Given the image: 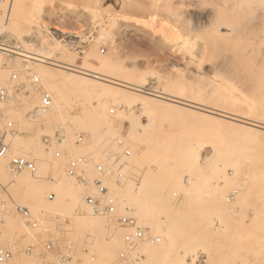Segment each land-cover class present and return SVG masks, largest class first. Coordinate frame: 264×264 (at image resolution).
I'll return each instance as SVG.
<instances>
[{"label": "rangeland", "instance_id": "obj_1", "mask_svg": "<svg viewBox=\"0 0 264 264\" xmlns=\"http://www.w3.org/2000/svg\"><path fill=\"white\" fill-rule=\"evenodd\" d=\"M6 2L0 0V11L5 15L0 17V76L3 75L0 77V86L11 88L10 91L13 92L12 74L21 71L24 61L31 63L33 69L45 67L50 74L46 90L52 94L53 106L42 115V119L28 118L27 115L38 106L39 99L30 81L21 77L15 84L18 86L25 81L21 84L24 87L22 93L12 96L7 103L0 102V135L7 126L4 125L5 122L10 120L5 119L15 113L21 116L22 121L19 119L18 122L22 125L24 122L25 128L19 127L17 121L7 123H16L19 131H22L19 132L21 136L26 134L35 139L28 133L32 132L34 136L36 133L44 140V136H52L60 131L63 137L60 148L67 154L54 161V155L50 151L52 158L47 161V173L39 172L37 175L36 185L40 188L37 202L26 200L22 189L15 190L13 198L16 201L10 196H7L8 202L0 201L3 243L13 250L16 258L19 256L20 261L15 258V264H21V257L26 258L25 252L32 244L36 247L27 258H36L37 263L41 264L43 261L40 254L44 243L49 240L58 241L65 251L77 250L80 264H89L84 252L87 248L97 257L95 264H114L123 248V241L118 242L122 248L117 243L114 245V249L117 247L114 253L111 250L112 243L109 244L99 235H91L92 232L78 226L75 217L86 211L78 204L70 207L72 211L69 210V213L68 210L59 212L61 209L56 210L58 213H50L52 203L47 200V195L55 191L47 190L49 188L46 186L50 183L43 186L41 182H49L53 175L62 170L60 166H64L62 168L65 170L69 157H86L87 174L91 180L96 177L94 163L103 159L105 153L106 158L115 159L122 157L126 149H131L130 157H133V146L131 143L125 145L129 124L124 121L123 110L135 102L144 104L155 117V121L144 129L147 131H143L141 136L147 138L153 135V140L157 141L152 140L151 143H155L152 146L150 143H147L150 146L146 144V149L152 148L153 152L149 153L148 149L150 157L146 156L148 159L143 160L144 165L140 169L152 171L156 166L167 174L169 166L177 167L175 171L172 170L175 173L173 176L168 177L169 175L162 173L167 179L162 178L164 183L162 182L163 186L158 191L161 194L159 197L156 195L158 199L160 196L162 199L157 201L159 204H155L157 211L160 210L161 213L154 211L157 213L156 217L151 215L154 219L147 218L145 222L138 220L148 229L151 237L157 240L146 243L143 248L146 260L138 264H247L248 261L258 264L264 258V188L248 194L245 203L238 205L237 209L233 208V211L230 207L223 210L221 205L235 201L230 196L236 189V181L230 175L234 158L238 157L236 159L240 160V165L247 169L252 164L260 167L264 164V159L257 160L258 155H264V28L260 23L261 17H264V6L261 0H206L212 6L210 8H192L189 6L192 0H14L17 6L13 7L12 14L13 10L15 14L8 23ZM63 13L86 18L93 23L92 29L99 35L91 44L89 56L79 67V72H72L67 68L72 66L70 64H77L75 53L48 36L50 27L58 28L63 34L68 33L66 29L71 24H67L66 19L60 16ZM219 27L222 33H218ZM112 42L115 48L110 52ZM102 44L108 45L107 54L100 55L102 58H99L95 51H99ZM47 59H53L59 65L49 64ZM218 73L222 78L216 75ZM40 78L43 83L41 76ZM93 85L98 87V92L92 90ZM61 95L73 98V108L67 100L61 101L63 106H58ZM100 99L105 103L99 104ZM186 102L189 106L184 105ZM56 106L62 109H55L52 120L50 118L48 122L45 121ZM111 110L115 111L114 114H110ZM89 111H98L100 119L94 126L96 128L91 130L79 124L80 115H89ZM140 122L147 124L144 118ZM79 133L85 135V142L81 146L75 143ZM157 137L162 139V145ZM192 139L200 141L203 149L200 152L192 148L197 156L195 155V163L190 167L180 161V157L177 158L175 151L179 152V147ZM173 140V144L170 143ZM158 145L167 149L164 152L167 153L168 161L161 149V154L158 152ZM41 146L45 152L43 142ZM211 146L215 147V152ZM178 154L181 155V152ZM212 154L221 158L219 164L226 172L213 174L215 171L211 164L203 159L205 157L210 160ZM233 155L236 157L232 158ZM222 158H226V161H222ZM121 159L126 162L124 167L127 166L130 158ZM150 159L152 163L148 162ZM2 163L5 162L0 161V165ZM140 169L139 173L144 172ZM165 170L168 172H164ZM122 174L125 178L121 183L111 178L114 185H105L114 198L117 197L112 188L117 187L121 195L119 203L116 201L117 206L124 204L123 201L126 200L127 207L131 200L124 196L130 190L126 184L133 177L127 178L129 175L123 169ZM39 181L41 182L37 183ZM198 181L199 184L196 183ZM15 182L14 180L12 184ZM69 182L73 195L80 192L85 193L82 196L85 197L87 193L96 192L93 185L81 186L71 178ZM138 182L139 180L135 183ZM131 190L129 197L134 199L138 190L136 186L135 189L131 187ZM71 193L68 191L67 196H72ZM67 196L63 198L65 201L70 199ZM65 201L61 204L65 205ZM166 201H169V205ZM69 204L67 203L68 206ZM160 204L168 205L169 209H166V205H161L165 208L160 209ZM23 205H28L35 226H26V219L20 211ZM132 209V213L128 214L136 218ZM124 210L120 209L119 214H123ZM152 220L156 225L150 224L153 223ZM108 221L107 228L110 227L113 231L115 229V232L121 230L113 221ZM222 221L227 225L225 228L220 227ZM177 222L178 227L174 224ZM157 230L160 232H156ZM84 231L88 233L84 234Z\"/></svg>", "mask_w": 264, "mask_h": 264}, {"label": "bare ground", "instance_id": "obj_2", "mask_svg": "<svg viewBox=\"0 0 264 264\" xmlns=\"http://www.w3.org/2000/svg\"><path fill=\"white\" fill-rule=\"evenodd\" d=\"M18 1V0H17ZM17 4V3H16ZM16 4H14L13 3V7L14 8H16L15 7V5ZM17 6V5H16ZM13 7H12V9H13ZM7 8H8V5H7ZM7 12V11H6ZM13 13L15 14V10H13ZM11 14H12V11H11ZM10 14V17L11 16H13L14 17V14H12L11 15ZM37 15V14H36ZM39 15V14H38ZM3 17L5 16L4 14L2 15ZM33 16V15H32ZM9 17V19L8 20H6V22L8 23V21H10V19H12L13 17H11L10 18ZM40 17V16H39ZM42 17V16H41ZM40 17V19H43V18H41ZM6 19H7V15H6ZM38 20V19H37ZM51 20V19H50ZM4 21H5V18H4ZM40 21H42V20H40ZM44 21V20H43ZM38 23H40L39 21H38ZM41 24V23H40ZM227 28H229V27H227ZM232 30V29H231ZM229 31H230V29H229ZM220 32V27L218 28V33ZM232 32V31H231ZM220 33H222V32H220ZM227 33V32H226ZM225 34V33H224ZM231 34V33H230ZM221 35H223V34H221ZM172 47V46H171ZM114 48H115V45L113 44V42L110 44V52L111 51H113L114 50ZM93 50H95V49H93ZM92 52V51H91ZM99 51H95V53H97V54H99V58H102L100 55V53H98ZM193 56V55H192ZM200 64V63H199ZM70 65H72V66H75L76 64H70ZM204 65V64H203ZM66 67V66H65ZM34 70H35V72H38V74H40V76L42 77V79H43V85H44V87H45V89H46V87H48V83H47V80H48V77L50 76V74H49V72L46 70V68L45 67H41V66H39V67H37V68H34ZM216 72V71H215ZM217 76H219V73L218 74H216ZM3 75H1L0 77H2ZM221 76V75H220ZM219 76V77H220ZM216 77V76H215ZM220 78H222V77H220ZM24 80V79H23ZM23 82H25V81H22V83H20V85H18V86H21V84H23ZM212 83V82H211ZM210 83V84H211ZM92 90L93 91H97L98 92V87L97 86H95V85H93L92 86ZM19 95V94H18ZM52 95V94H51ZM53 98V97H52ZM100 98V97H99ZM108 99H111V98H109L108 97ZM64 100H67V101H69V103H70V105H71V102L73 103V98L71 99L69 96H68V98H66V96L65 95H61L60 96V101H59V103H60V105H58V106H63L62 104H61V101H64ZM71 100V101H70ZM100 101V103L99 104H101V102L102 103H105V101L104 100H99ZM107 102V101H106ZM63 104H65V103H63ZM185 106H189L188 105V103L186 102V104H184ZM71 107H72V105H71ZM73 108V107H72ZM55 109L57 110H61L62 108H58L57 106L56 107H54V108H52V114L48 117V118H46L45 119V121H47V120H50V118L52 117L53 118V114H55L56 112H55ZM84 111V110H83ZM82 111V112H83ZM111 111H114V110H111ZM110 111V112H111ZM58 112V111H57ZM84 112H86V111H84ZM89 112H91V114H89V115H80L81 116V121H80V125H82V126H85V129H86V127H88V128H90V130L91 129H93L94 128V126L96 125V123H98L99 121H100V119H99V116H98V111H94V113H93V111H89ZM96 112V113H95ZM115 112V111H114ZM60 113V112H59ZM93 113V114H92ZM136 113H137V116H136ZM95 114H96V116H95ZM139 114V115H138ZM61 116V115H60ZM123 116H124V121H126L128 124H129V131H128V129H127V131H128V133H127V135H126V142L125 143H127V144H125V145H128V144H130L131 143V145L133 146V150H134V154H133V157L131 158V157H129L130 159H128L129 161H128V163H127V166H125L124 168H123V170H124V172L127 174V176L130 174V173H127V172H129L128 170H130V172H131V174H132V176L131 175H129L127 178H129V177H133V178H130V179H128L127 180V184H126V187H129L130 188V190H131V187L133 188L134 187V189H135V186H136V188H137V190H138V194L137 193H135V194H137V196L135 195V196H133V197H135L134 199L133 198H131V197H129V194L131 193V191L128 189L127 190V192L129 191V194L127 193H125V199H128V198H130L129 200H131L130 202H128L129 204H128V206L127 207H125V201H123L124 202V204H119L118 206H117V203H116V201L119 203V201H120V193H119V190H117L113 185V183H112V180L113 179H111V178H107V179H105L104 180V182L108 185V187H110L109 186V184H113L112 186H113V188H112V190L113 191H115V193H114V195L116 194V197L117 198H114V200H115V204H116V208L118 209L117 211H118V213H120L121 211H120V209H122L123 208V210L124 211H122V212H126L127 214L128 213H130L131 212V208H133L132 210L133 211H135V215L137 216L136 217V219L137 220H139V222H141V221H143V222H145V220L148 218V219H154L155 217H156V215H157V213H155L156 211H157V208H156V206H155V204H159V203H157V201L159 200V199H162L161 198V196H160V198L158 199V197H159V195L161 194H158L159 192V189H160V187L162 188V186H163V184H162V178L163 179H167L165 176L166 175H169L168 177H170V176H173V174H175L174 173V171H175V168H177L175 165H173L172 167L171 166H169L167 169H168V171H169V173H163L162 172V170L161 169H159L158 167H156L155 166V168L153 169L152 168V171H149V170H143V169H140L141 167L140 166H142V162H143V160L144 159H148V158H146V156L147 155H149L148 154V152L149 153H152L153 152V150H152V148H147L146 149V144L147 143H150V145L152 146L153 144H155L154 142L156 141H154L153 140V135H151V136H148L147 138H143V136H141L143 133V131H147V130H144V129H147V126L149 127V125L150 124H152L151 122H154L155 121V117H154V113H149V111H148V109L145 107V105L144 104H137L136 102L134 103V104H129L127 107H125V109L123 110ZM54 117H55V115H54ZM68 117V116H67ZM21 118V116H17L15 113L13 114V115H11L9 118H6L5 120H7V119H10L9 121L7 120V122H11V120H13V122L15 121H17L16 123H17V125L19 126V127H24L23 125L25 124L24 122H23V125H22V123H20L22 120L20 119ZM52 118H51V120H52ZM56 118V117H55ZM144 118V121L147 123V124H145L144 122L141 124V122H140V120L141 119H143ZM20 119V122H18V120ZM57 120V119H56ZM66 121V120H65ZM65 121H63V122H65ZM75 121V120H74ZM7 122H5V124L4 125H8V123ZM12 122V123H13ZM48 122V121H47ZM16 123L13 125L14 126V128H15V131L16 132H18V133H16L14 136H12V137H9L10 139H11V141H12V144H11V154L12 155H30L34 160H35V163H36V171L34 172V173H30V172H24V173H21V174H18V175H13L11 172H10V170H9V167H8V163H9V157H6V158H3V159H0V161H4L5 163H2L1 165H0V179H1V181H2V184H3V186L2 187H0V201H2V202H8V197L9 198H11L12 200H14L15 198H13L14 197V192H15V190H21L22 189V191L23 192H25V199L26 200H28L29 202L31 201V203L32 202H35L36 200H38L37 198H38V196H40L39 195V193H40V188L36 185V181H38V177H37V175H38V173L40 172L41 174H46L47 173V161H48V159H50V158H52L51 157V155H50V153L51 152H44V150L42 149V142H43V139H42V137L40 136V135H38V134H36L35 133V136L32 134V132H28V133H31V135H32V137L34 138L35 137V139H31V137L29 136L28 137V135L26 136V134L24 135V136H21V133H19V132H22V131H19L20 130V128L19 127H17V125H16ZM76 123V122H75ZM21 124V125H20ZM57 124V123H56ZM59 124V123H58ZM65 124V123H64ZM3 125V126H4ZM55 125V124H54ZM68 125V124H67ZM70 125V124H69ZM26 126V125H25ZM49 125H47V127H48ZM59 126V125H58ZM56 127V126H55ZM54 127V128H55ZM69 127V126H68ZM73 127V126H72ZM71 127V128H72ZM146 127V128H145ZM7 128V127H6ZM6 128H4V129H6ZM25 128V127H24ZM60 128V127H59ZM67 128V127H66ZM96 128V127H95ZM94 128V129H95ZM128 128V127H127ZM2 129V128H1ZM27 129H31V128H27ZM57 129H58V127H57ZM56 129V130H57ZM78 129V128H77ZM24 130V129H23ZM50 130H51V128H50ZM4 131V130H3ZM46 131V130H45ZM69 131V130H68ZM94 131V130H93ZM123 131H125V130H123ZM25 132V131H24ZM50 133H51V131H49ZM53 132H54V130H53ZM66 132H67V130H66ZM72 132V131H71ZM90 132V131H89ZM26 133V132H25ZM46 133H47V131H46ZM67 133H69V132H67ZM93 133V132H92ZM45 134V133H44ZM47 134H49V133H47ZM66 134V133H65ZM71 134V133H70ZM30 135V134H29ZM93 136H94V133H93ZM147 136V135H146ZM67 137V136H66ZM69 138H71V137H69ZM155 138V137H154ZM173 139H175V137L173 136L172 137ZM158 141L160 140V138L159 137H157L156 138ZM163 139H165V138H163ZM152 140L154 141L153 142V144L151 143L152 142ZM162 140V139H161ZM161 140L159 141V142H161ZM65 141V140H64ZM176 141V140H175ZM129 142V143H128ZM157 142V141H156ZM164 143H166L165 141H163ZM172 142H174V140L173 141H170V143H172ZM182 143V142H181ZM157 144V143H156ZM160 144V143H159ZM173 144V143H172ZM68 145V144H67ZM149 144H147V146H150ZM160 145H162V142H161V144ZM63 146V145H62ZM157 146V145H156ZM155 146V147H156ZM159 146V145H158ZM165 146H167L166 144H165ZM165 146H164V148H163V146H162V148H160L161 146H159V147H156V148H158V152H159V150L163 153V154H165V155H163V156H166V159H167V153H165L166 152V148H165ZM178 147V146H177ZM194 147V149L195 150H200V152H201V150L203 149V144L200 142V141H198V140H196V139H192L191 141H187V142H185V144L180 148L179 147V152H181V155L180 154H178L179 152H178V150L177 151H175V153L178 155H176L177 156V158L178 157H180V161L182 160V162L184 163V164H186V165H189L190 167H192V165L195 163L194 162V160H195V155H196V151H193V148ZM62 148V147H61ZM60 148V149H61ZM156 148H154V149H156ZM210 148H212V150H213V152H215V147L214 146H211ZM148 149H149V151H148ZM163 149V150H162ZM62 150V149H61ZM131 150V149H130ZM66 151H68V150H66ZM165 151V152H164ZM193 151V152H192ZM132 152V151H131ZM154 152H155V154H156V150H154ZM178 152V153H177ZM194 152H196V153H194ZM160 153V152H159ZM171 153V152H170ZM107 153H105V156H104V158H106L107 157V155H106ZM161 154V153H160ZM99 156V155H98ZM197 156V155H196ZM103 157V156H102ZM148 157H150V155L148 156ZM234 157H236V155L234 156H232V158H234ZM62 158V157H61ZM103 158V159H104ZM162 158V157H161ZM169 158V157H168ZM176 158V157H175ZM176 158V159H177ZM236 158H238V157H236ZM236 158H234V160L232 161V162H234V164L231 166V168H230V171H231V173H230V175H232L233 176V178L235 179V181H236V183H235V187H236V189L234 190V192H232V194L230 195L233 199L235 198V201L233 202V203H231V204H228V203H223L222 205H221V207H222V209L224 210V209H227V208H229L230 207V209L233 211V208H235V209H237V206L238 205H241L246 199H247V197H248V194H250V193H252V192H256V190H261V189H263L264 188V164H263V166L262 167H260L259 165H255V164H252L251 166H249L248 167V169L247 168H245V167H242V165H240V160L239 159H236ZM258 159L257 160H262L263 161V159H264V155H258V157H257ZM54 159H56V158H52V160H54ZM94 158H92V160H93ZM103 159H100L99 161H101V160H103ZM205 161H207V162H209L210 164H211V166H212V170L213 171H215V172H213V174L215 173H218V172H220V171H225L226 172V170H224V167L221 165V164H219V162H220V160H221V158L219 157V156H217V155H215V154H212V158H210V160H208L209 158H203ZM63 161H64V159H62ZM91 160V161H92ZM163 160H165V159H163ZM169 159H167V161H168ZM175 160V159H174ZM54 161H56V160H54ZM99 161H97V162H99ZM166 161V160H165ZM222 161H226V158H222ZM68 162V161H67ZM95 162V161H94ZM149 163H152V159H150L149 161H148ZM201 162V161H200ZM237 162V163H236ZM260 162V161H259ZM61 163V162H60ZM156 163V162H155ZM163 163V162H162ZM169 163V162H168ZM193 163V164H192ZM203 163V162H202ZM62 164V163H61ZM65 164V163H64ZM92 164V163H91ZM95 164V163H94ZM171 165H172V163H170ZM176 164V163H175ZM63 165V164H62ZM144 165V164H143ZM151 165V164H150ZM202 165V164H201ZM57 167L58 166H60V165H56ZM152 166V165H151ZM164 166V165H163ZM180 166V165H179ZM195 166V165H194ZM193 166V167H194ZM203 166V165H202ZM57 167L55 168V169H57ZM62 167H64V166H60V169H62L61 171H59L58 169V173L57 174H55V176L53 175V177H51L50 178V181L48 182L47 180L45 181V182H47V183H45V182H41V181H39V182H37V183H43L42 185L43 186H46L48 183H50V184H48L46 187L47 188H49V189H47V190H53V191H55V195H56V198H55V200H54V202H50V203H52L51 205V208H50V210L51 211H49L50 213L51 212H56V213H58L56 210H60L61 209V211H59V212H63L62 210H64V211H66V210H68V213H69V210H71V208L70 207H73L74 205H79L81 208H82V210H86V211H89V207L87 206V205H85V203H84V197H82L83 196V194H85V193H83V194H81L80 192H78V193H75L74 195H73V192L71 193V191H70V189H69V187H70V182H69V177L65 174V171H64V169L62 168ZM160 168H162V167H160ZM183 168V166H181V169ZM140 169V171H144V172H140L139 173V170ZM170 169V170H169ZM184 169V168H183ZM125 170H127V171H125ZM172 170H174V171H172ZM185 170V169H184ZM168 171H164V172H168ZM192 171V170H191ZM177 172V171H176ZM180 172H181V170H180ZM183 172V171H182ZM166 174V175H164V177H163V174ZM40 174V175H41ZM139 174V175H138ZM214 174V175H215ZM134 176H139V178L138 179H135V177ZM182 176V175H181ZM247 176V177H246ZM213 176H211V178H212ZM125 178V177H124ZM131 179H133L135 182H137L138 180H139V182L138 183H135L133 180H131ZM174 179V178H173ZM179 179L180 180H182L180 177H179ZM192 179V178H191ZM194 179V178H193ZM11 180V181H10ZM14 180L16 181L14 184H12L13 182H14ZM49 180V179H48ZM211 180V179H210ZM194 181H195V179H194ZM197 181V180H196ZM204 181V180H203ZM125 182V181H124ZM167 182V181H166ZM223 182H225V181H223ZM70 183V184H69ZM131 183H133L132 185H130ZM164 183V182H163ZM193 183V182H192ZM197 184H199L200 182L198 181V182H196ZM195 183V184H196ZM44 184H46V185H44ZM135 184V186H133ZM172 184V183H171ZM52 185V186H51ZM130 185V186H129ZM81 186H84V185H81ZM111 186V187H112ZM167 186V185H166ZM171 187V186H170ZM45 188V187H44ZM43 188V189H44ZM71 188V187H70ZM184 188V187H183ZM192 188V187H191ZM72 189V188H71ZM83 189V188H82ZM44 190H46V189H44ZM84 190V189H83ZM163 190H165V189H163ZM68 191L72 194V196H67L68 195ZM85 191V190H84ZM112 191V192H113ZM135 191V190H134ZM161 191V190H160ZM188 191V190H187ZM110 192V191H109ZM124 192V191H123ZM136 192V191H135ZM87 194H92V193H87ZM122 194V193H121ZM132 194H133V192H132ZM131 194V195H132ZM158 194V197L156 196ZM111 195V194H110ZM128 197H127V196ZM8 196V197H7ZM64 196H67L66 198H70L69 200H66L65 201V199H63V198H65ZM85 196V195H84ZM112 196V195H111ZM123 195H122V198L124 197ZM127 197V198H126ZM156 197H157V199H156ZM164 198V197H163ZM231 198V199H232ZM62 199H63V201H65V205H67V203L69 204V208L67 207V206H65V205H62L61 203L63 202L62 201ZM155 199H156V203H155ZM15 201H16V199H15ZM62 201V202H61ZM161 200H159V202H160ZM233 201V200H232ZM12 202V201H11ZM10 202V203H11ZM37 202V201H36ZM169 201H166V203L169 205V203H168ZM30 203V204H31ZM44 203V202H43ZM47 203H49V202H47ZM245 203V202H244ZM243 203V204H244ZM34 204H36V203H34ZM45 204V203H44ZM73 204V205H72ZM127 204V203H126ZM171 204V203H170ZM6 205V204H5ZM17 205V204H16ZM70 205H72V206H70ZM124 205V206H123ZM161 205H166V204H160V206L159 207H161L160 209H164L166 206L168 207V205H166L165 207H163V206H161ZM34 206V205H33ZM60 206H63V207H66L65 209H62V208H59ZM10 207V206H9ZM52 207H54V208H52ZM122 207V208H121ZM131 207V208H130ZM163 207V208H162ZM21 208H23V209H28V205H27V207L25 206V205H23ZM29 208H30V206H29ZM55 208H57V209H55ZM59 208V209H58ZM81 208H80V210H81ZM156 208V209H155ZM38 209V208H37ZM40 209V208H39ZM53 209H55V211L53 210ZM166 209H169V207L168 208H166ZM47 211H48V209H47ZM72 211V210H71ZM71 211H70V213H71ZM74 211V210H73ZM85 211V212H86ZM155 211V212H154ZM160 213H161V211L160 210H158ZM157 211V212H158ZM166 211V210H165ZM243 211V210H242ZM45 212V211H44ZM67 212V211H66ZM65 212V213H66ZM73 213V212H72ZM71 213V214H72ZM132 213V212H131ZM164 213V212H163ZM239 213V212H238ZM241 213V212H240ZM62 214H64V213H61V215ZM71 214H69V215H71ZM156 214V215H155ZM159 214V213H158ZM11 215V214H10ZM56 215H58V214H56ZM60 215V216H61ZM66 215V214H65ZM151 215H154V216H151ZM226 215V214H225ZM228 215H230V214H228ZM227 215V217H229ZM234 215V214H233ZM238 215V214H237ZM242 215V214H241ZM13 216V215H12ZM66 216H68V215H66ZM132 216V215H131ZM151 216V217H150ZM186 216V215H185ZM243 216V215H242ZM64 217V216H63ZM71 217V216H70ZM150 217V218H149ZM245 216H243V218H244ZM1 218V217H0ZM3 218V217H2ZM62 218V217H61ZM75 218H77V219H74V220H76L77 221V225L78 226H80V227H82L83 229H85V230H88V232L90 231V233L92 232V234L91 235H94L93 233H95V234H97V235H99L100 237H102L103 239H104V241H106V242H108L109 244L110 243H112V247H111V250L112 251H114V250H116V248L114 249V245H116V243H117V246L119 245L118 244V242L119 243H122V241H123V232L121 233L120 231H122V230H120V231H116L115 232V229H114V231L109 227V228H107V219H103V217H94V216H92V215H89L88 214V212H86V215H82V216H78V217H75ZM179 218V217H178ZM231 218V217H230ZM240 218V217H239ZM157 219H158V217H157ZM157 219H155V220H157ZM245 219V218H244ZM10 220V218H8V221ZM11 220H13V219H11ZM7 221V220H6ZM5 221V222H6ZM153 221V220H152ZM169 221H170V219H169ZM172 221H174V219H172ZM180 221H181V219H180ZM243 221V220H242ZM13 222H15V221H13ZM108 222H110V221H108ZM174 222H176V220L174 221ZM231 222H232V220H231ZM234 222V221H233ZM238 222H241V221H238ZM245 222V221H244ZM111 223V222H110ZM181 223V222H180ZM7 224V223H6ZM10 224V223H9ZM8 224V225H9ZM40 225H41V223H39ZM150 224H154V221H153V223H151L150 222ZM174 224H176V226L178 227V222L177 223H174ZM226 224H228V223H226ZM231 225H232V223H230ZM236 224V223H235ZM42 225H44V224H42ZM109 225V224H108ZM112 225V224H111ZM154 225H156V223L154 224ZM168 225V224H167ZM180 225V224H179ZM20 226V225H19ZM87 226H89V227H87ZM115 226V225H114ZM114 226H111V227H114ZM227 226V225H226ZM225 226V224H224V222L222 221L221 223H220V227H222V228H225L226 227ZM230 226V225H229ZM245 226V225H244ZM2 227V226H1ZM7 227V226H6ZM42 227V226H41ZM181 227V226H180ZM238 227V226H237ZM44 228V227H43ZM161 228V227H160ZM228 228V227H227ZM242 228H243V223H242ZM26 229V228H25ZM79 229H81V228H79ZM238 229V228H237ZM4 230V229H3ZM177 230H180V228L179 229H177ZM182 230V229H181ZM239 230H240V228H239ZM160 232V230H157L156 232ZM165 231V230H164ZM183 231V230H182ZM21 232V231H20ZM85 232H86V234L88 233L87 231H84V234H85ZM168 231H166V233H167ZM181 232V231H180ZM4 233V232H3ZM89 233V234H90ZM196 233V232H195ZM232 233H234V232H232ZM14 234V233H13ZM158 234V233H157ZM156 234V235H157ZM160 234V233H159ZM158 234V235H159ZM165 236H166V234H165V232L163 233ZM168 234V233H167ZM170 234H171V232H170ZM169 234V235H170ZM18 235V234H17ZM152 235H154V234H152ZM156 235H154V236H156ZM157 235V236H158ZM5 236H6V233H5ZM95 236V235H94ZM160 236V235H159ZM185 236V235H184ZM197 236H199V235H197ZM4 237V236H3ZM98 237V236H97ZM161 237V236H160ZM167 237H168V235H167ZM192 237V236H191ZM191 237H190V239H191ZM17 238V237H16ZM153 239V241L154 240H156L154 237H152ZM166 238V237H165ZM171 238H173V234H172V236H171ZM170 237H169V239H171ZM177 238V237H176ZM201 238H203V239H206V238H204V237H201ZM98 239H99V241H100V238L98 237ZM161 239H163V238H161ZM17 240V239H16ZM151 240V241H152ZM174 240V239H173ZM157 241V240H156ZM159 242H161V240H158ZM101 242V241H100ZM108 243L106 244V245H108ZM162 243V242H161ZM161 243H159V244H161ZM155 244V243H154ZM146 245V244H145ZM155 245H157V244H155ZM158 246H161V245H158ZM157 246V247H158ZM119 247L120 248H122L120 245H119ZM157 247H155V251H156V248ZM20 249H21V247H19ZM113 248V249H112ZM123 249V248H122ZM16 250L18 251V249L16 248ZM148 250H150V249H148ZM154 250V249H153ZM152 250V251H153ZM155 251H153V252H155ZM114 253H115V251H114ZM17 254V253H16ZM146 254V253H145ZM155 254V253H154ZM149 255V254H148ZM156 255V254H155ZM28 256V255H27ZM27 256H26V258L24 257V259H22L23 258V256L21 257V264H33V262H36L37 263V259L35 258V259H33V258H27ZM19 256H17V258H18ZM149 257V256H148ZM154 257V256H153ZM15 255H14V260L12 259L9 263H7V264H15ZM16 258V259H17ZM150 258H152V254H151V252H150ZM20 258H18V260H19ZM193 259V258H192ZM146 260V259H145ZM156 260V259H155ZM13 261V262H12ZM17 261V260H16ZM20 261V260H19ZM150 261V260H149ZM192 261V260H191ZM156 262V261H155ZM193 262V261H192ZM17 263V262H16ZM149 263H151V261L149 262ZM156 263H158V262H156ZM191 263V262H190ZM38 264V263H37ZM39 264H40V262H39Z\"/></svg>", "mask_w": 264, "mask_h": 264}, {"label": "built area", "instance_id": "obj_3", "mask_svg": "<svg viewBox=\"0 0 264 264\" xmlns=\"http://www.w3.org/2000/svg\"><path fill=\"white\" fill-rule=\"evenodd\" d=\"M2 2H6L2 0ZM7 8V20L10 17L14 0H9ZM3 12L0 11V17ZM64 17L67 24L70 27L66 29L68 33L63 34L56 27H50L48 29V36L51 40H55L61 43L65 48L75 53L77 57V64L75 66L67 67L72 72H79V67L83 64L85 59L89 56L91 44L94 40L98 39V33L93 31L92 24L86 18H77L70 15V13H63L60 15ZM91 33H90V32ZM89 32V33H88ZM86 33V34H84ZM88 33V34H87ZM108 45L102 44L99 53L103 56L107 54ZM46 62L52 65H59L53 59H47ZM21 77L30 81L34 92L37 94L39 104L33 111H31L27 117L30 119H42V115L50 110L53 106V98L50 92H48L40 78L35 72L31 63L28 61L23 62V66L20 72L12 74V82L14 87L12 93L11 88H5L0 86V102L7 103L11 100L12 96L21 94L23 91V85L17 86V83ZM110 114H114L111 111ZM7 128L0 135V159L9 157L8 167L13 175H18L24 172L34 173L36 171L35 160L30 155H12L11 144L12 141L9 137L14 136L16 133L13 123H9ZM85 142V135L79 133L76 136V145L81 146ZM44 146L47 152L52 151L55 158H61L67 155L63 150L60 149V145L63 143V137L60 131H56L52 136H44ZM130 150L126 149L122 157L119 156L115 159L105 158L94 164V170L96 177L92 180L87 174V159L85 156L78 155L75 157H69L68 162L65 166V174L76 181L78 185H84L88 187L93 185L96 188V192L88 194L84 197V203L89 207V215L94 217H103L105 219L113 221L123 234V249L118 253L117 259L114 264H138L143 261L146 256L143 248L146 243L151 242L152 237L148 232V229L141 225L138 220L124 212L119 214L116 208L115 200L110 195L108 187L105 185L104 180L107 178H113L118 183H121L124 176L122 169L126 162H122L121 158L130 157ZM2 181L0 179V187H2ZM56 198L55 193H49L47 200L53 202ZM4 207V206H3ZM26 219V226L32 227L36 224L33 222L30 216L29 209L20 208ZM42 213V211H41ZM79 216L86 215V212H80ZM35 244H32L25 252L26 255H32ZM87 255L89 264H95L97 257L92 253L89 248L84 250ZM14 258L13 250L3 243V231L0 226V264H7ZM40 258L44 264L52 262V264H67L71 261V264H80V259L77 258V250H63V247L56 240L46 241L43 245L42 253Z\"/></svg>", "mask_w": 264, "mask_h": 264}, {"label": "snow or ice", "instance_id": "obj_4", "mask_svg": "<svg viewBox=\"0 0 264 264\" xmlns=\"http://www.w3.org/2000/svg\"><path fill=\"white\" fill-rule=\"evenodd\" d=\"M262 6H264V0H261ZM192 8H210L212 7L210 4L206 3V0H192V3L189 5ZM261 27L264 28V17H261ZM33 264H36V262H33ZM43 264V262H41ZM48 264H52V262H48ZM67 264H71V261H68ZM247 264H257L255 261H248ZM258 264H264V258L261 259V261L258 262Z\"/></svg>", "mask_w": 264, "mask_h": 264}]
</instances>
